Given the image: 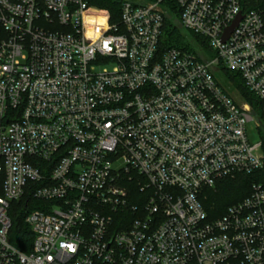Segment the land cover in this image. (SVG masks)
Here are the masks:
<instances>
[{"label":"built area","instance_id":"obj_1","mask_svg":"<svg viewBox=\"0 0 264 264\" xmlns=\"http://www.w3.org/2000/svg\"><path fill=\"white\" fill-rule=\"evenodd\" d=\"M93 1L0 0V264H264L261 186L215 219L201 202L264 165L247 135L264 128L261 14L241 0H114L113 21ZM170 15L211 59L162 49ZM27 195L23 252L9 209Z\"/></svg>","mask_w":264,"mask_h":264},{"label":"trees","instance_id":"obj_2","mask_svg":"<svg viewBox=\"0 0 264 264\" xmlns=\"http://www.w3.org/2000/svg\"><path fill=\"white\" fill-rule=\"evenodd\" d=\"M92 4L103 10H108L115 18L114 11H117L118 4L114 0H95ZM241 6L245 11H258L264 20V0H241ZM93 23L98 22L92 15ZM177 15H170L165 21L162 36V49L177 48L193 52L197 56L206 55L207 44L201 38L183 31L177 21ZM224 80V87H230L237 91L240 98L248 103L254 114L258 113V99L248 91L242 78L235 72L218 68ZM261 140V149L264 155V128L258 130ZM254 185H259L264 190V165L250 174L236 175L234 178H225L216 183L214 188L205 189L201 196L203 207L211 219L221 217L227 208L244 198L248 197ZM37 208V201L32 196H25L19 202H12L9 209V217L12 227L9 232V241L12 245L23 252H28L33 241V233L25 223L26 215Z\"/></svg>","mask_w":264,"mask_h":264},{"label":"rangeland","instance_id":"obj_3","mask_svg":"<svg viewBox=\"0 0 264 264\" xmlns=\"http://www.w3.org/2000/svg\"><path fill=\"white\" fill-rule=\"evenodd\" d=\"M206 56H208L211 59L213 57V54L211 53L210 50H208L207 53H206ZM215 75H216L217 78H219V79H221L223 81V77H222V75L220 74L219 71ZM231 94L237 100L241 99L237 91H234V90L231 89ZM247 135H248V139L252 143H257L258 141H260L259 133H258V130L256 129V126H255L254 122L248 123V125H247Z\"/></svg>","mask_w":264,"mask_h":264},{"label":"water","instance_id":"obj_4","mask_svg":"<svg viewBox=\"0 0 264 264\" xmlns=\"http://www.w3.org/2000/svg\"><path fill=\"white\" fill-rule=\"evenodd\" d=\"M237 23V22H236ZM233 28V27H232ZM232 28H229L228 30H227V32H226V35H225V38L224 39H226L227 37H228V35H229V33L232 31Z\"/></svg>","mask_w":264,"mask_h":264}]
</instances>
